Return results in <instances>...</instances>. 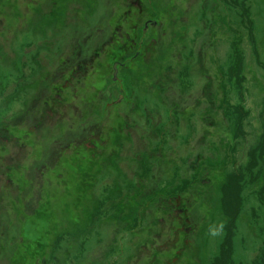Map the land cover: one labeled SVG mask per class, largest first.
<instances>
[{
  "label": "rangeland",
  "instance_id": "1",
  "mask_svg": "<svg viewBox=\"0 0 264 264\" xmlns=\"http://www.w3.org/2000/svg\"><path fill=\"white\" fill-rule=\"evenodd\" d=\"M78 1L79 4L74 0H0V71L10 73L11 69L4 64L13 62L18 43H23L24 35L33 30L36 40H45L36 41L26 55L32 62L28 68L34 84H48L55 95L53 85L69 78L62 88L68 129L78 128L80 114L76 104L86 102V114L102 127V150L107 149L106 144L119 140V132L123 135L118 153L113 151L118 154L117 162L109 178L118 180L124 165L132 172L128 160L133 158V148L139 153L134 157L138 166H146L148 154L159 151L155 158L159 162V177L145 185L146 189L154 188L147 193L144 184L132 185L139 190L135 197L141 206L135 221L125 220L120 214L128 213L130 208L129 198L124 200L132 191L130 188L122 193L107 190L105 200L111 206L106 204L103 210L95 203L94 192L97 187L103 189L109 178L102 177L95 166L105 170L114 162L101 158L90 165L91 174L97 179L86 187L83 174L87 167L79 164L75 155L85 136L66 134L70 145L64 152L55 153L59 156L52 164L51 154L48 159H42L41 154L65 127L52 125L42 134L32 131L38 151L30 150L19 136V141L14 142V126L22 129L35 124L44 108L39 100L31 101L32 91L22 90L19 107L23 111L28 103L29 115L34 113L36 119L30 124L27 119L15 124L6 122L3 130L0 127V264H148L154 259L153 251L144 252L140 245L150 244L156 232L165 244L156 256L162 264H261L264 0ZM80 4L85 9V23H94L98 43L114 37L113 34L120 40L117 46H103L98 58L87 56L88 78L81 84L77 75L70 79L75 66L65 76L54 79L63 58L77 59V44L84 39L78 25L71 46L58 47L56 56L52 55L53 42L68 37L66 33L78 24L80 15L75 9ZM108 10H113L110 15ZM98 16H103L99 19H104L106 33L96 27ZM124 43L131 50L124 54L127 83L119 80L115 94L132 88L133 94H129L134 100L146 102L150 116L159 117V124L152 120L149 125L137 124L141 128L137 131L133 124L138 120L131 115V109L122 107L119 127L123 130L118 132L109 130L114 123L112 114L108 120L102 117L104 102L109 97L114 99L106 93V85H113L110 54L120 53L118 48ZM159 64H171L175 70L173 79H163L164 89L162 84L158 88L157 79L152 78V71L158 70ZM59 112L55 109L52 114L59 119ZM154 125L159 127L158 141L150 139L145 147L140 146L143 143L139 140H147L145 136L149 132L150 137ZM94 143L86 145L96 147L91 145ZM160 151L163 157L159 158ZM36 159L41 162L35 164ZM206 169L208 174L204 175ZM138 170L148 173L150 180L151 171L144 167ZM174 175L175 185L189 184L187 190L193 202L191 222L185 217L181 222L174 221L165 208L167 201L172 203ZM196 176L202 178L197 188ZM233 191L236 199L231 197L226 202ZM100 193L103 195V191ZM187 195L182 193L181 197L186 199ZM131 201L136 204L134 197ZM162 218L166 220L162 222Z\"/></svg>",
  "mask_w": 264,
  "mask_h": 264
},
{
  "label": "flooded vegetation",
  "instance_id": "2",
  "mask_svg": "<svg viewBox=\"0 0 264 264\" xmlns=\"http://www.w3.org/2000/svg\"><path fill=\"white\" fill-rule=\"evenodd\" d=\"M74 2L76 4H79L80 1L78 0H74ZM63 4H65V1H62ZM80 5H77V8L75 9V12L79 13L80 15V20L82 21V23H85V19H84V12L85 9H81ZM76 7V6H74ZM89 12H91L90 10H87ZM113 11V10H112ZM112 11H106L109 12V15L111 14ZM141 11L143 12V8L141 7ZM93 12V11H92ZM105 12V13H106ZM108 15V16H109ZM103 16H98V19L101 18ZM0 23H3V19L0 18ZM1 25V24H0ZM91 31L96 34V38L97 40L99 39V35L97 34V32L94 30V23H92L91 25ZM97 28H102L105 29L104 33H106V25H105V21L103 19L97 22L96 25ZM114 37H107L110 39V41L108 42V40L103 39L100 43L97 42V46L94 48L93 52H87V54H84V57L82 60L79 61L78 65H77V70H74V72L71 73L70 75V79H73V77L75 75L78 76V83H82L83 79H86L87 77V73H88V64L89 61L87 60V56L91 59L98 58L101 54L100 50L103 46H106L107 44L111 43V45L117 46V43L120 41L117 37L116 34H113ZM85 39V37H84ZM83 39V40H84ZM89 40V38L87 39V41ZM47 43V42H45ZM20 44L24 45L23 46V51H28L30 49L31 45L36 44V38L33 34V30L28 31L26 33V35H24L23 38V43L19 42L18 43V47H17V52H16V56L13 60L12 63H7L4 64L7 67V69H11L10 73H4L0 71V127L3 129H5V123H20L23 121V118L29 115L30 112V106L27 103L24 107V110L21 111L20 107L17 106V104H14L15 102L19 103L21 102V100L19 101V92H21L22 90L28 89V91H32L34 94L32 96V100L31 101H44L43 105L44 108L42 110H40L39 114L40 117L38 118L37 122L35 124H32L29 128H31L34 132H36L35 130H39L42 126V121L45 119V117L49 116V119L52 120V116H53V111L56 110H60L59 112V117L61 120H64L65 122L67 121V115H65V112H63L64 107H66V103L65 101L62 99V88L64 87V85H66L69 82V78H66L63 82H61L60 84H56L53 85V90L56 92L55 95L49 93V87L48 85H44V84H39L38 86H36L34 84V79L31 77L33 76V74H31L27 69L29 64H32V62H30V59L26 57L27 54H23L25 55L26 58H24V60H27V64L24 65L23 67V71L19 68L18 66V59H20L21 53H20ZM78 46L79 49H78ZM86 45H83V42H79L77 44V50L81 52V54L83 55V52L85 51ZM124 49V50H123ZM118 50L120 51V53H114L111 52V56L113 57V63H112V79L111 80L112 84L111 86L108 87V85H106L107 87V92H109V94H112L113 98H108L107 101H105V106H104V116L102 117L104 120H108V118H110L111 114H112V119L114 120V123L110 126V131H120L123 130L122 127H119L120 122V118H122L123 116V112L121 111L122 107H126L131 109L132 112V116L137 119V122H134V126L137 124H142V125H149L151 123V120L153 121V123L159 124V117H153L150 116L149 110H148V105L147 103H142L139 102L137 100H134L133 97L130 94L132 93V88H125L123 89L125 91L124 92H119L118 94H115L116 92V86L119 80H121L124 84H126L127 82L126 79L124 78V71H128L126 68V60H125V56L124 54H128L131 50L130 48H126V44L124 43L121 47L118 48ZM139 51H137L136 53H138ZM135 53V54H136ZM22 58V57H21ZM47 58V56L45 57ZM44 58V59H45ZM33 62L36 61V59H32ZM66 61L68 62V64L66 63ZM70 59H67V57L64 59H62L61 63L57 66V68L59 69L58 71H56L55 80H58L59 78L65 76V73L67 70H69V68L71 67L70 63H69ZM48 62L52 63L51 61L48 60ZM10 65V66H9ZM99 65H102V63H99ZM163 64H159L158 68L159 70L163 67ZM73 67V66H72ZM146 68V63L142 65V69L144 70ZM156 71V69H155ZM6 75V76H4ZM88 78V77H87ZM122 78V79H121ZM124 78V79H123ZM50 80L47 79V82L49 83ZM123 87V86H122ZM125 87V85H124ZM129 92H131L129 94ZM115 95V97H114ZM117 95V96H116ZM136 97V96H135ZM112 99V100H111ZM99 105V110L101 108L100 106V101L96 102ZM103 103V104H104ZM91 104V103H90ZM89 104V106H90ZM11 107V109H10ZM85 108H86V102L83 104H76V110L78 112V114H80V118L79 120V124L76 126L78 128H76L75 130H73L72 128L70 129L71 131H75L76 132V136H85L86 139L83 141H80V143L83 145L81 149H77L76 151V156L78 157L77 162L79 164H84L87 169L84 171L83 174V178L85 179V183H86V187H90L91 185H93V183L96 182V179L94 176H92L91 171H90V165H94V163L101 158L107 159L109 158V160H112L114 162V166H111L105 170L101 169L99 166H95L97 168V170L100 172V175L104 178H109L110 174L112 173V169L115 167V162H117V153L118 150L120 149V144H121V136H123L122 134H120V138L117 142L115 143H108L106 144L107 149L102 150V144L101 142L104 141L103 139V133H102V127L99 125V123H96L93 119L94 117L89 116L88 114H86L85 112ZM38 114V115H39ZM55 115V114H54ZM152 115H154V113H152ZM56 116V115H55ZM57 117V116H56ZM128 118H130V116H128ZM68 119V118H67ZM103 121H100L101 125L103 126ZM68 123L65 126H61L65 127V130L62 131H58L59 133L63 134L64 137L66 134H68V127H67ZM153 126L151 128L150 131V137H149V132L148 134L145 136L147 140L144 139H140L139 141L143 143V145L140 146H146L147 145V141H149L150 139H156V141H158V134H159V127L158 126ZM120 128V129H119ZM35 129V130H34ZM137 131L140 130L141 128L137 127L135 128ZM21 129H16V126H14L13 128V137L12 139L14 140V142H18L19 141V137L22 138V142L27 145L30 150L31 147L29 146V144L26 142L27 136L28 134L26 133H21L20 132ZM84 130H86V133H82ZM70 132V131H69ZM81 134H80V133ZM1 133V131H0ZM89 133V134H88ZM19 136V137H18ZM161 138H163L164 136L161 134L160 135ZM4 140H7V138L2 137ZM63 138L58 137L57 140L62 142L61 140ZM90 141H96V143L91 144V145H95L96 147H91L89 145H86L87 143H90ZM128 142L127 139H125V143ZM24 144H22L21 147H24ZM128 144V143H127ZM126 144V145H127ZM131 149L130 154L133 156L132 159L128 160V162L130 163L129 167L131 168V171H128V169L126 168V166L124 165V170H122L121 173V177L118 180H112L111 178L108 179V181L105 183V186L103 189L97 187L98 190H96L94 192L95 194V203L99 204L103 207V205L105 203H108L105 200V194L107 193V190L113 189L116 190V192L118 193H122L124 189L126 188H132V185H138L139 183L144 184L145 185V178H147V174L146 173H138V167L139 168H146L148 169V165L147 162L149 163V161H146V166H138V162L136 160L132 161L134 159V154L138 155L139 153L137 152V150ZM116 150L117 153H114L113 151ZM146 150V148H144V151ZM107 152L109 154H107ZM157 152H152V155L155 156ZM141 153V152H140ZM150 154V153H149ZM148 154V155H149ZM41 158L42 159H46L47 155L45 152H43L41 154ZM48 159V158H47ZM52 159H54V161H56L57 159L55 158H50V163L52 164ZM157 169L156 171L159 170V165L155 166ZM141 177H140V175ZM143 176H145L143 178V180L141 179ZM94 179V180H93ZM189 184H182V185H175L174 189L177 190L176 195L174 194L171 198L172 204H170V202H168L166 209L168 210V212L170 213V215L173 217L174 219H180L183 218L185 216L186 221H191L190 218V204H191V198L189 199L188 202H185V205L180 207V211L182 212L179 215H173L172 214V210L173 207L175 206L174 201H179L180 200V196L182 195V193H187L188 195H190L188 189ZM103 191V195L102 192ZM132 194L133 191H131L128 195L125 196L124 200L126 199H130L132 198ZM142 192L138 193V195H141ZM123 204H127L124 203ZM109 205L111 206V204L109 203ZM128 205H131L128 202ZM146 210L148 209H144V211L146 212ZM136 211V215L138 214L139 209L135 210ZM135 214L132 212V208L130 209V212L128 213V217L134 218ZM166 219L162 218V222H164ZM165 246L163 247H159L161 249H163ZM154 254V259L149 261L148 264H162L158 261H156V256H158V252H156ZM168 264V262L166 263Z\"/></svg>",
  "mask_w": 264,
  "mask_h": 264
},
{
  "label": "trees",
  "instance_id": "3",
  "mask_svg": "<svg viewBox=\"0 0 264 264\" xmlns=\"http://www.w3.org/2000/svg\"><path fill=\"white\" fill-rule=\"evenodd\" d=\"M79 14V13H78ZM75 25H78V29L82 32V36H84L85 37V39L83 40V45H86V47H85V51H89L90 50V52H93V49L98 45L97 44V38H96V34H94L92 31H91V26L90 25H88V24H86V23H82V21L80 20V19H78V24H77V22L74 24V26H73V29L71 30V31H69V32H67L66 33V35L68 36V37H65L64 39H58V40H55L54 42H53V44H54V48H53V51H52V55L53 56H56V51H58L59 50V48L58 47H62V46H64V47H67V46H71V41H72V36H73V33H74V31H75ZM89 38V40L87 41V39ZM36 41H39V42H43V41H45L44 39H42V40H36ZM181 43V42H180ZM22 45V44H21ZM24 46V45H23ZM23 46L21 47V49H20V51H21V56H20V59H18V66H19V68L23 71V67H24V65H26L27 64V60H24V58H26L25 57V55H23V54H27V52H23L22 50V48H23ZM80 47V46H79ZM85 51L83 52V55L81 54V52L80 51H78V54H77V59L76 58H74V59H70V61H69V63H70V65H71V67L69 68V70H72V69H75V67H76V70H77V65H78V63H79V61L80 60H82L83 59V57H84V54H85ZM60 52H62L61 51V49H60ZM22 57V58H21ZM172 58L174 57V56H171ZM30 59V58H29ZM69 59V58H68ZM66 63L68 64V62L66 61ZM52 65L54 64V62H52L51 63ZM30 65V64H29ZM28 65V66H29ZM10 66V65H9ZM74 68H73V67ZM26 70H30V68H28L27 67V69ZM30 72V71H29ZM175 72V70L173 69V67H172V65L170 64V65H168V66H166V65H164L160 70H159V68H158V70H156V71H152V78H156L157 79V85H158V88H160L161 87V84H162V86H163V89H164V84H163V79H165V78H168V79H173V73ZM35 75V74H34ZM110 79H112V76H111V78ZM112 83V82H111ZM44 85L46 86V85H48V84H45L44 83ZM167 89H171V88H167ZM49 93H51V91L49 90ZM36 94V93H35ZM34 94V95H35ZM51 94H53V93H51ZM54 95V94H53ZM33 96V95H32ZM43 102L44 101H42L40 104L41 105H43ZM66 103V102H65ZM83 103V102H82ZM14 104H17V106H19V103H17V102H15ZM176 104H177V106L179 105V102H176ZM87 105V104H86ZM44 106V105H43ZM10 109H11V107H10ZM34 113L33 114H30V115H28L27 117L25 116L24 118H23V121L24 120H27L28 119V122H29V124H30V121H32V120H34V119H36L35 117H34ZM40 117V114L38 115V117H37V119L36 120H38V118ZM53 118H52V120H50L49 119V116L47 117H45V119L42 121V123H44V124H42V126H41V128L39 129V130H35L36 132H38L39 134H42V133H44V131L46 132V130H50L49 128L52 126V125H54V126H56V125H58V126H65L66 124H67V121L65 122L64 120H61L60 118L59 119H57V117L53 114V116H52ZM16 126H18V125H16ZM30 127V126H29ZM29 127H27V128H22L21 130H20V132L21 133H26V134H28V136H30V138H29V140H28V142L27 143H29L30 145V147H31V149L33 150V151H38L39 150V148H38V146L36 145V138H34L33 136H32V129L31 128H29ZM70 132H68V134H69V137H71V134L73 135V136H75L76 137V132L75 131H71V130H69ZM34 132V131H33ZM35 132V133H36ZM80 133V132H79ZM82 133H86V130H84ZM81 134V133H80ZM58 137H60V138H63L65 141H63V142H60V141H58L57 140V138ZM58 137L56 138V140H55V142L51 145V146H48V148L45 150V153H46V155H47V158H49L48 157V155L49 154H51V157L52 158H55V159H57V157L59 156V154H60V152H64L65 150H66V148L68 147V145H70L69 144V142L70 141H68V140H66V139H68V138H66V137H64V135L63 134H61V133H59L58 132ZM27 140V139H26ZM51 141H53V139L51 140ZM163 145V144H162ZM53 150H57L56 152H52ZM142 152H144V150L142 151ZM55 153H59V154H55ZM159 153V152H158ZM157 154V153H156ZM50 157V158H51ZM134 157H136V155L134 156ZM148 157H149V159H148V161H149V164H148V172L149 171H151V173H149L150 174V180H149V178H148V176H147V178H145L146 180H145V185L147 184V185H151V183L154 181V179L156 178V177H159V170L158 171H156V167L155 166H157V165H159V162H158V160L157 159H155V158H158V155H156L155 157L152 155V153H150L149 155H148ZM160 157H163V155H162V152L160 151V155H159V158ZM53 160V159H52ZM134 160H136V159H133L132 161H134ZM155 160H156V162H155ZM51 161V160H50ZM41 162V160H39V159H36L35 160V164H37V163H40ZM53 162V161H52ZM55 162V161H54ZM194 169H190V171H193ZM175 173H176V168H175ZM204 173V175H206V174H208V169H206V172H203ZM177 174V173H176ZM147 175H148V173H147ZM203 175V176H204ZM170 179V178H169ZM196 179H197V176H196ZM149 180V181H148ZM202 178L201 179H197L196 180V188H197V185H199V183L201 182L202 183ZM175 181H177L176 180V176L174 175V177H172V187H174V185H175ZM207 182V181H206ZM208 183V182H207ZM163 184V183H162ZM139 185H142L141 183H139ZM145 185H144V189H145V193H147V192H149V190H153L154 188H151V189H146L145 188ZM156 186H157V188H159V186H158V184L156 183L155 184ZM132 191H133V194H132V197H134V200L136 201V204H133L132 203V201H131V198L129 199V203L131 204L130 205V208L128 209V213L130 212V209L132 208V212L135 214V216H134V218H130V217H128V213H120L121 215H124V219L125 220H136V218H137V215H136V209L138 210L141 206L139 205V202H138V197H135L137 194H135V193H137L139 190H136V188L135 187H132V188H130ZM230 192V191H229ZM228 192V193H229ZM176 193H177V190H175L174 189V192H172L171 193V195H176ZM231 197H233L234 199H236V195H235V191H233V193H230V196H229V198L228 199H226V202H228V200H231ZM190 198H192V196L191 195H187V198L186 199H183L181 196H180V200L179 201H174V204H175V206L173 207V210H172V214H177V215H179V214H181L182 212L179 210L180 209V207H182V206H184L185 205V202H188L189 201V199ZM164 201H167L166 199H164ZM168 202L169 201H167L166 202V204H165V208H166V206H167V204H168ZM172 202V201H171ZM106 204H109V203H105L104 205H103V210H104V207H105V205ZM170 204H172V203H170ZM192 205H193V202H192V199H191V204H190V207H192ZM185 217V216H184ZM183 217V218H184ZM183 218H180V219H174V221L176 220V221H178V222H181V220L183 219ZM190 218H192L191 217V215H190ZM186 219V218H185ZM188 222H191V221H188ZM159 233H160V235H161V232L159 231ZM175 234H176V232H175ZM153 235H155V234H153ZM177 235V234H176ZM115 238H116V232H115V237H114V240H115ZM160 239H159V237H157V232H156V238H154L153 236H152V240H151V243L150 244H143V245H140L141 246V248H143L144 249V252H147L148 250H151V251H153V253H155V252H158V253H160V252H162V250L163 249H161V248H159V247H163L165 244L164 243H162V242H160L159 241ZM156 241H159V243L158 244H155V242ZM116 251V250H115ZM156 254V253H155ZM100 255V254H99ZM173 259V258H172ZM120 261H122V258H120L119 259ZM122 262H124V261H122ZM144 264L146 263V261H144L143 262ZM261 264H264V259H263V261H262V263Z\"/></svg>",
  "mask_w": 264,
  "mask_h": 264
}]
</instances>
